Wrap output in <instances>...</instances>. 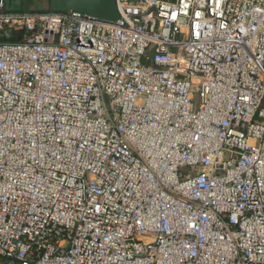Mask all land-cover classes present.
I'll return each mask as SVG.
<instances>
[{
  "label": "built area",
  "instance_id": "obj_1",
  "mask_svg": "<svg viewBox=\"0 0 264 264\" xmlns=\"http://www.w3.org/2000/svg\"><path fill=\"white\" fill-rule=\"evenodd\" d=\"M116 4L0 0V264H264V0Z\"/></svg>",
  "mask_w": 264,
  "mask_h": 264
},
{
  "label": "water",
  "instance_id": "obj_2",
  "mask_svg": "<svg viewBox=\"0 0 264 264\" xmlns=\"http://www.w3.org/2000/svg\"><path fill=\"white\" fill-rule=\"evenodd\" d=\"M53 11H74L103 20L117 21L120 18L116 0H49Z\"/></svg>",
  "mask_w": 264,
  "mask_h": 264
},
{
  "label": "rangeland",
  "instance_id": "obj_3",
  "mask_svg": "<svg viewBox=\"0 0 264 264\" xmlns=\"http://www.w3.org/2000/svg\"><path fill=\"white\" fill-rule=\"evenodd\" d=\"M8 9L13 11L48 10L49 0H6ZM106 105L109 106L110 99L105 97Z\"/></svg>",
  "mask_w": 264,
  "mask_h": 264
},
{
  "label": "trees",
  "instance_id": "obj_4",
  "mask_svg": "<svg viewBox=\"0 0 264 264\" xmlns=\"http://www.w3.org/2000/svg\"><path fill=\"white\" fill-rule=\"evenodd\" d=\"M50 3V2H49ZM48 10H51V11H53L51 8H48ZM263 106H264V102H263Z\"/></svg>",
  "mask_w": 264,
  "mask_h": 264
},
{
  "label": "flooded vegetation",
  "instance_id": "obj_5",
  "mask_svg": "<svg viewBox=\"0 0 264 264\" xmlns=\"http://www.w3.org/2000/svg\"><path fill=\"white\" fill-rule=\"evenodd\" d=\"M48 8H50V3H49V5H48Z\"/></svg>",
  "mask_w": 264,
  "mask_h": 264
}]
</instances>
